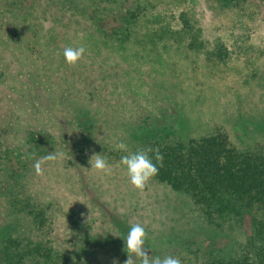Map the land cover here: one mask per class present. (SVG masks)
<instances>
[{
	"label": "rangeland",
	"instance_id": "obj_1",
	"mask_svg": "<svg viewBox=\"0 0 264 264\" xmlns=\"http://www.w3.org/2000/svg\"><path fill=\"white\" fill-rule=\"evenodd\" d=\"M91 1L0 0V71L2 59L9 63L0 76V123L13 126L19 139L28 127L44 128L56 142L54 152L63 154L42 162L41 174L31 180L51 204L55 232L69 236L73 219L88 224L83 246L94 264H125L123 238L133 223L146 230L149 257L175 255L182 264H197L208 251L237 254L247 219L208 221L188 195L152 179L135 190L119 163L125 153L115 146L123 141L143 150L149 136L198 137L214 126L238 150L264 144V0H147L120 44L110 32L100 34L101 41L86 34L92 23L83 5ZM119 24V18H107L104 27ZM40 26L45 36L38 41L33 29ZM50 30H56L54 39ZM50 45L56 47L51 58ZM78 45L86 47L82 59L75 66L61 63L63 49ZM26 58L40 66L38 75L23 70ZM83 107L90 115L79 120L91 118L92 142L86 164L76 171L61 142L78 141L68 119ZM58 121L69 126L65 134ZM38 144L53 152L48 137ZM93 154L107 158V173L89 169Z\"/></svg>",
	"mask_w": 264,
	"mask_h": 264
},
{
	"label": "trees",
	"instance_id": "obj_2",
	"mask_svg": "<svg viewBox=\"0 0 264 264\" xmlns=\"http://www.w3.org/2000/svg\"><path fill=\"white\" fill-rule=\"evenodd\" d=\"M146 1L92 0L89 5H83L87 13L85 18L92 23L86 34L101 41L100 34L107 36L110 32L120 44L129 34V23L136 22L139 12L145 13ZM217 1L224 5H238L244 0ZM28 16L33 14L23 12L22 17ZM107 18H119L121 24L108 31L104 27ZM187 28L185 33L189 34ZM33 32L38 41L45 36V29L41 26ZM55 35L56 30H50L48 37L54 39ZM22 42L26 44L28 41ZM54 48L53 45L47 47L50 58ZM7 60H1L5 63V70L0 71V76L6 75ZM22 61L27 65L22 68L24 71L31 68L38 75L41 68L36 62L30 58ZM73 110L81 113L71 116L68 125L76 127L80 135H77L76 143L67 145L62 140L61 149L68 155L67 163L79 171L81 165L86 164L91 147L92 141L87 137L91 118L79 120L83 114L90 115L86 107ZM55 125L61 134L69 128L59 121ZM22 134L23 140L18 138L13 126L0 123V264H94L95 257L89 255L91 249L83 246L84 235L90 226L73 219L69 227L71 234L59 237L51 219V204L45 200L43 192L31 187L35 174L34 159L49 153L38 142L48 137L50 149L54 151L56 142L53 136L38 127H28ZM143 148L158 149L162 157L157 165L158 173L152 180L165 184L174 192L188 195L208 221L248 220L249 228L237 254L208 251L197 264H264V144L251 150H238L225 132L214 126L208 134L198 137H176L166 141L149 136ZM32 153L35 157L30 158ZM148 154L156 163L154 153ZM32 185L36 188L34 179Z\"/></svg>",
	"mask_w": 264,
	"mask_h": 264
},
{
	"label": "clouds",
	"instance_id": "obj_3",
	"mask_svg": "<svg viewBox=\"0 0 264 264\" xmlns=\"http://www.w3.org/2000/svg\"><path fill=\"white\" fill-rule=\"evenodd\" d=\"M86 47L84 45L67 46L62 51L65 64L75 66L85 55ZM116 150L123 153L120 157V165L126 172L129 184L138 191H143L148 182L154 178L158 173L157 165L162 160L158 149L149 150H130L128 144L121 141L116 144ZM149 152L154 153L156 163L153 162V157L149 156ZM35 157V153L31 157ZM63 158L62 153L51 152L46 156L34 159L33 169L36 175L42 172L41 164L44 161L55 162ZM90 168L95 169L97 172L107 173L110 166L106 157L101 154H93L88 161ZM124 240V249L128 255L125 264H182L181 259L175 255H164L163 257L155 255L149 257L147 251L144 250L146 239V230L140 223H133L128 226Z\"/></svg>",
	"mask_w": 264,
	"mask_h": 264
}]
</instances>
